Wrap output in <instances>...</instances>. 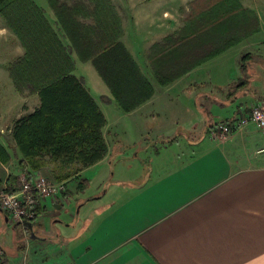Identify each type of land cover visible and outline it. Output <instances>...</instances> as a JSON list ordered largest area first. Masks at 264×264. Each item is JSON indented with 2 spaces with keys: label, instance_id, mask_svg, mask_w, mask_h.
<instances>
[{
  "label": "crops",
  "instance_id": "1",
  "mask_svg": "<svg viewBox=\"0 0 264 264\" xmlns=\"http://www.w3.org/2000/svg\"><path fill=\"white\" fill-rule=\"evenodd\" d=\"M33 1L44 11L62 44L68 46L47 1ZM196 1L200 11L192 12L190 4ZM216 2H221L219 9L232 13L217 29H201L200 42L222 38L237 42L160 86L147 50L183 29L186 19L193 22V14H200L201 27L208 25L209 18L203 14ZM119 7L115 8L120 14L119 41L150 84L152 96L130 112L122 111L91 62H81L70 52L72 74L83 79L104 117L101 133L107 153L66 180V190L57 202L39 200L31 229L21 225L25 235L36 225L39 234L30 238L35 242L18 243L9 252L0 248L2 264H264V132L250 123L243 131L233 132L225 143L204 136L206 126L240 118L243 112L250 114L253 106L264 105V0H127L122 9ZM182 8L185 18L178 10ZM241 23L246 24L245 30ZM23 54L17 36L0 16V87L6 85L2 104L7 103L8 112L13 111L9 120L0 124V144L9 154L7 164H16L2 179L22 174L11 130L15 121L39 107L37 94L28 89L18 91L9 77V65ZM245 54L249 65L241 70L240 57ZM203 70H207L205 77L200 74ZM232 89L237 92L231 96L232 91L227 90ZM176 93L181 95L177 99L172 97ZM166 111L169 118L159 120ZM147 117L153 120L147 126L148 134L156 137L155 144L161 147L153 152L149 166L139 162L140 173L144 168L147 173L141 174L138 182L127 181V191L87 213L81 225L53 221L57 229L48 231L43 219L54 215L51 208L61 209L67 194L77 193L78 180L95 175L112 156L110 137L119 129L116 126L122 121L125 130L130 122L134 135L145 136ZM0 120L7 118L0 115ZM7 134L9 139L4 138ZM146 148L143 153H148Z\"/></svg>",
  "mask_w": 264,
  "mask_h": 264
},
{
  "label": "trees",
  "instance_id": "2",
  "mask_svg": "<svg viewBox=\"0 0 264 264\" xmlns=\"http://www.w3.org/2000/svg\"><path fill=\"white\" fill-rule=\"evenodd\" d=\"M46 1L68 46L62 44L44 11L33 0H0V16L24 50L23 56L9 65V77L18 91L28 89L39 98V107L15 121L11 130L21 157L19 169L30 177L46 165L47 159L57 166L55 180L62 181L77 173L78 169L70 168L72 165L92 166L107 153L101 133L104 117L85 89L83 79L72 74L74 63L70 52L74 51L81 62H91L124 112L150 98L152 88L119 41L120 20L109 0H89L90 5L76 2L70 6L60 4L59 0ZM220 3L216 2L203 14L209 18L208 25L196 30L197 24L201 26L200 14L197 21L193 14V22L186 19L183 29L151 47L149 64L160 86L170 84L237 42L230 40L200 57L196 53L201 29L208 28L211 32L232 13L219 9ZM197 5L198 1L190 4L192 12ZM241 11L245 12L242 8ZM190 32L194 33L190 35ZM197 33L200 35L196 38ZM246 57L248 54L240 58L241 70ZM231 121L234 119L214 125ZM9 160V154L0 144V165ZM7 182L8 190L12 191L17 188L18 178L10 176ZM86 183L83 179L78 181L77 190H82Z\"/></svg>",
  "mask_w": 264,
  "mask_h": 264
},
{
  "label": "rangeland",
  "instance_id": "3",
  "mask_svg": "<svg viewBox=\"0 0 264 264\" xmlns=\"http://www.w3.org/2000/svg\"><path fill=\"white\" fill-rule=\"evenodd\" d=\"M126 1L127 0H109V2L111 3V5L113 6L114 9L116 7H118V5H120L119 9H122L123 6L125 5ZM59 2H60V4L63 3V4H67L68 6H70L76 2H81L84 5H88V3L90 1L89 0H59ZM89 5H90V3H89ZM48 6H49V4H48ZM89 7H91V6H89ZM49 8H50V6H49ZM50 10L54 14V12L51 8H50ZM178 10L180 11V14H182V15L185 14L183 8L178 9ZM117 11H118V9H117ZM197 11H200V9L199 8H193V12H197ZM116 13H117L119 20H120V14H118V12H116ZM121 14H122V16H124L123 13H121ZM54 16H55V14H54ZM185 17L186 16L184 15V18ZM244 21H247V20H244ZM245 25H246L245 23L240 25L241 27H243V30H245L244 29ZM197 26H198V28L196 30H200L201 26H199L198 24H197ZM249 26L250 25H248V27ZM194 32H190V35H191V33H194ZM199 35L200 34L197 33L196 38ZM200 37L197 38L198 44H197V48H196L197 49L196 53L198 54V57L202 56L203 54H207L213 48H215L217 46L219 47V46H221V43L226 42V41H223L224 38H222V40H213V42L215 41L214 44L213 43L211 44V41H208L206 43L201 41L202 42V45H201ZM150 49H151V47L147 50V53H146L148 62H149L148 54H149ZM153 57H154V60L157 59V57H155V56H153ZM246 59L247 58H245L244 62H243L244 66H246L245 64H247ZM206 61H208V60H206ZM86 62H88V61H86ZM203 63H201V64H203ZM247 65H249V64H247ZM150 67H151V65H150ZM151 69H152V67H151ZM92 70L94 71L93 68H92ZM200 74L205 77L207 75V70H203V72ZM246 74H247V72H246ZM92 75H94V74L91 71V76ZM89 82H91V77L89 78ZM240 82L241 81H239L238 84H240ZM10 84L12 85V83H10ZM5 86L6 85H2L0 87V115H2L3 118H5V119L7 118V120H2V121L0 120V124L1 123L5 124V122H7L9 120L10 116H12V113H13V111L8 112V106L9 105L7 103L2 104L3 103L2 99L5 96V94L3 92L4 90H6ZM239 86L240 85H238L237 89L239 88ZM12 87H13V85H12ZM237 89H232V90H227V91H228V93L229 92L231 93V91H232V93H231V96H232L233 94H236ZM242 90L244 91V89H242ZM180 96H181L180 93H176L175 95H172V97H174L176 99L179 98ZM252 99L254 100L255 98L253 97ZM10 100L13 103L12 97H10ZM255 101H256L255 103L258 102V100H255ZM259 105L264 107L263 104H259ZM110 107H113V109H116L112 104ZM163 113H166V114H162L165 116L158 118L159 120L161 119V121H163V119L165 117L169 118V115H170L169 111H166ZM243 114L247 115L246 112H243ZM172 116L173 115H171L170 117H172ZM134 122L138 123V120L136 119V120H134ZM144 122H145V124H144L145 125L144 126L145 127L144 128L145 136L134 135L136 130L132 131L131 130L132 128L129 129L131 126H133V124H131L130 122H129L130 127L126 128L125 130H123L124 128H122V124L124 123L122 121H121V125L116 126V127H119V129L112 131V134L110 137V142L113 145V150H114L112 156L110 157V155H109L110 159H108V161L103 165V168H101V169L99 168L97 171H95V175H93V176L89 175V176L85 177V179L88 180V182L85 184V186L82 190H80V191L76 190L77 193H75V194H71V195L67 194V198L62 203L61 209L51 208L54 215L47 216L43 219L44 220L43 225H45L48 228V231L49 230L54 231L55 228L57 229L58 225L57 224L53 225L52 224L53 221H63V223H65V222L69 223V222L74 221V223L78 222L77 226L81 225V218L83 219V217L87 213H89V212L94 213V210L97 207L109 202L112 197L119 196V195L123 194L125 191H127V189L130 187V183L127 184L126 183L127 181H130V180L135 181L136 180V182H138L143 176L141 174H144L145 172L147 173V171H146L147 169H145V168H144V171L142 173H140L141 168H138V166L140 164L139 162H142V164L147 163V166H149V164H151L149 159L153 158L155 156V154L153 152L160 150L161 147H159L158 145L155 144L156 137H153V135L148 134L149 130L147 129V126L153 124L152 118L147 117V119ZM167 123H168V120H167ZM195 123H197V122H195ZM245 127H247V126H245ZM245 127L241 128V130H239V131H243V129ZM205 128H206V130H205L206 134L204 136L207 139H210L212 141H217V142L221 141V143H225L226 141H228L229 138L232 136L233 132H237V131H233L231 133H228V135H226V138L222 139V138L218 137L219 136L218 127L216 125H212L210 127L206 126ZM257 129L259 132H264V129H261L258 127H257ZM5 133H6V131H5ZM9 137L10 136L7 134L6 137H4V138L9 139ZM144 147H148V148H146L148 153L142 152V148H144ZM262 151L263 150H261V149L259 150V152H262ZM136 154L138 157H135ZM11 163L5 164V165L4 164L0 165V180H1L0 188H2V186H4V187H7V189H8L7 178L10 176H8L4 179H2V178L5 177V175L7 173H10L12 170H14L16 164L14 162H11ZM2 165H4V167H1ZM131 165H132V167H131V169H129V166H131ZM56 167L57 166H55L54 164L47 162V159H46V165H44V167H42V169L40 171L33 172L30 175V177L26 176L22 172H21L22 173L21 175H23L26 179H30L32 177L39 175L41 177L46 178L47 180L54 181L57 183H62L65 190H66V182L65 181L72 178V177H70L66 180H62V181L55 180L54 175L56 173ZM70 168L78 169L77 173L81 170V168H79L77 165H72ZM21 175H18V177H17L18 178L17 188L12 190V192H14L16 189H18L20 187V180L19 179H20ZM75 176L76 175H74L73 177H75ZM80 180H82V179H79L78 181H80ZM108 182H110V184H107ZM72 184H74V183H72ZM70 186H71V184H70ZM72 188H74V187L72 186ZM9 191H11V190H9ZM47 198L51 199L49 197H47ZM38 200H40V199H38ZM37 215H38V213L36 210V217H37ZM5 218H7V222L5 221ZM8 218L9 217H7V215L3 214L0 211V248H4L6 251L9 252L11 249H14V247L16 245H18V243H21V245H24L27 242H35L34 240H31L30 238H31V235H33V234L35 236H36V234H39V230L36 227V225H34L32 230H30V231L27 230V234L25 235L21 225H18L16 223H11L10 219H8ZM53 226H55V227H53Z\"/></svg>",
  "mask_w": 264,
  "mask_h": 264
},
{
  "label": "built area",
  "instance_id": "4",
  "mask_svg": "<svg viewBox=\"0 0 264 264\" xmlns=\"http://www.w3.org/2000/svg\"><path fill=\"white\" fill-rule=\"evenodd\" d=\"M250 123L264 129V107L253 106L250 114L236 118L231 122L216 125L218 137L224 139L228 133L239 131ZM19 180L20 187L14 192L4 186L0 188V210L9 217L11 223L32 222L36 218L38 199L49 197L52 201L57 202L59 195L65 190L62 183L47 180L39 175L30 179L21 175ZM2 256L3 251L0 250V264H2Z\"/></svg>",
  "mask_w": 264,
  "mask_h": 264
},
{
  "label": "water",
  "instance_id": "5",
  "mask_svg": "<svg viewBox=\"0 0 264 264\" xmlns=\"http://www.w3.org/2000/svg\"><path fill=\"white\" fill-rule=\"evenodd\" d=\"M5 221L7 222V218H5ZM16 224L22 225L26 229H31V223L30 222L23 221V222H17Z\"/></svg>",
  "mask_w": 264,
  "mask_h": 264
}]
</instances>
